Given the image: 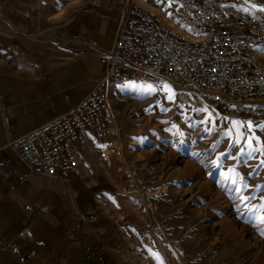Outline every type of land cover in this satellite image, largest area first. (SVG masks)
<instances>
[{
    "label": "rangeland",
    "instance_id": "374dc122",
    "mask_svg": "<svg viewBox=\"0 0 264 264\" xmlns=\"http://www.w3.org/2000/svg\"><path fill=\"white\" fill-rule=\"evenodd\" d=\"M136 1L148 10L158 6V16L169 26L173 25L164 13L176 25L188 28L177 4L169 7L168 0ZM241 1L264 19L260 10L264 0ZM122 2L113 7L117 18L116 8ZM132 82L153 84L158 90L144 94L132 87ZM162 82L171 85L174 100L159 91ZM112 88L109 101L116 126L107 139L83 152V163L90 177H98L99 191H105L101 192L105 195L103 208L112 207L114 217L123 218L129 264H264V224L249 222L254 215L264 216L258 208L249 211L264 204V191L256 187L264 184V168L256 167L264 156L257 152L237 167L249 185L244 195L255 197L247 206L237 198V185L225 175L237 161L223 157L219 167L213 163L232 143L222 137L233 127L230 120L251 121L254 136L262 142L264 130L256 125L264 122L227 116L202 96L183 90L167 78L153 83L127 81ZM205 107L216 121L213 132L204 131L212 128L211 124L199 123L207 113L195 111ZM221 139L223 142L213 150L212 145ZM244 146L243 142L236 145L232 157ZM192 153L201 155L197 158Z\"/></svg>",
    "mask_w": 264,
    "mask_h": 264
},
{
    "label": "crops",
    "instance_id": "0c3cea01",
    "mask_svg": "<svg viewBox=\"0 0 264 264\" xmlns=\"http://www.w3.org/2000/svg\"><path fill=\"white\" fill-rule=\"evenodd\" d=\"M117 1L0 0V264H129L123 218L103 208L83 153L81 175L62 178L29 165L13 143L94 87Z\"/></svg>",
    "mask_w": 264,
    "mask_h": 264
},
{
    "label": "built area",
    "instance_id": "2783aa9c",
    "mask_svg": "<svg viewBox=\"0 0 264 264\" xmlns=\"http://www.w3.org/2000/svg\"><path fill=\"white\" fill-rule=\"evenodd\" d=\"M172 3L188 28L169 26L157 7L136 0L117 5L116 35L100 51L103 70L94 87L67 113L13 142L29 165L62 178L80 176L82 153L116 126L109 90L127 81L167 78L227 116L264 122V19L241 0Z\"/></svg>",
    "mask_w": 264,
    "mask_h": 264
},
{
    "label": "snow or ice",
    "instance_id": "6c2138e0",
    "mask_svg": "<svg viewBox=\"0 0 264 264\" xmlns=\"http://www.w3.org/2000/svg\"><path fill=\"white\" fill-rule=\"evenodd\" d=\"M162 0H156V3H161ZM172 0H169V7L171 6ZM261 11H264V7L260 9ZM171 15V13H169ZM134 88H139L142 93L144 94H154L157 92L158 87L153 84H140L137 85L135 82H132L131 84ZM159 91H163L167 94L166 98L168 100H174L175 99V93L172 89L171 85H169L167 82H162L159 86ZM197 112H205L207 113V116L204 121H200L199 123H203L205 125L211 124L212 128L206 127L204 129L205 132H213L216 127V121L213 117L212 113L205 107V108H198L195 109ZM230 119V118H225ZM195 123V122H194ZM230 123L233 125L232 128H229L225 132L222 133V137H227L232 140V143L229 145V148L226 152L220 153V155L217 157V160L213 163L219 167L222 163L223 157H229L231 159H234L237 161V165L233 166L231 169H229L228 173H225L226 177L231 179L232 183L237 185V198L240 199L245 206H247V203L250 202L252 199H254V196H245L244 190L249 187V185L245 182L243 175L237 171V167L239 165V162L243 161L246 163L245 157L247 158H253L254 154L259 152L262 156H264V142L260 140L259 137L254 136L253 125L251 121H238V120H230ZM256 127L264 130V123L256 125ZM173 128H177L176 125H173ZM245 129L247 131H245ZM171 131V129H169ZM181 136L184 135L183 132L179 133ZM255 139L256 144H253V140ZM223 142V139L217 141L212 145L213 150H215L219 144ZM243 142L245 145L244 147L240 148V152L236 157H232L231 152L232 149ZM194 157L199 158L200 153H192ZM205 167H208V165H205ZM257 168H264V159H261L259 164L256 166ZM258 190L264 191V184L257 185L256 186ZM264 199V198H261ZM256 208H258L261 211H264V204H260L259 206H254L253 209H249L250 212H255ZM252 223H259L264 224V216H253L252 220L249 221ZM261 234L264 235V228H261Z\"/></svg>",
    "mask_w": 264,
    "mask_h": 264
},
{
    "label": "bare ground",
    "instance_id": "6f19581e",
    "mask_svg": "<svg viewBox=\"0 0 264 264\" xmlns=\"http://www.w3.org/2000/svg\"><path fill=\"white\" fill-rule=\"evenodd\" d=\"M164 16H165L166 20H167L171 25L175 26V27L178 28V29H184V28L180 27L179 25H176L175 21H174L173 19H170V17H168V15H167L166 13H164ZM113 92H114V89L111 88V89L109 90V97L113 94Z\"/></svg>",
    "mask_w": 264,
    "mask_h": 264
}]
</instances>
